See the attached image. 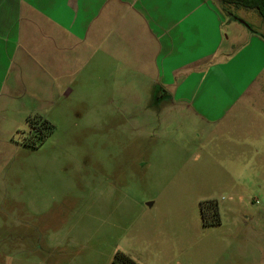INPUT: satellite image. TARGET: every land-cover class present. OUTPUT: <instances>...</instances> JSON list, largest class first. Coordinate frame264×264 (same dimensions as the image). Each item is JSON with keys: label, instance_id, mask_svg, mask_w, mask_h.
<instances>
[{"label": "rangeland", "instance_id": "obj_1", "mask_svg": "<svg viewBox=\"0 0 264 264\" xmlns=\"http://www.w3.org/2000/svg\"><path fill=\"white\" fill-rule=\"evenodd\" d=\"M221 11L264 33L255 9ZM156 91L102 110L73 98L36 147L22 144L20 120L0 146V264H110L117 250L140 264L260 262L264 208L252 199L264 198V160L235 184L207 124ZM209 199L223 209L218 225L202 221Z\"/></svg>", "mask_w": 264, "mask_h": 264}, {"label": "crops", "instance_id": "obj_2", "mask_svg": "<svg viewBox=\"0 0 264 264\" xmlns=\"http://www.w3.org/2000/svg\"><path fill=\"white\" fill-rule=\"evenodd\" d=\"M227 5L0 0V146L20 120L40 114L54 122L73 98L102 110L160 97L161 89L167 104L207 124L212 150L225 154L231 181L243 183L237 170L264 160V33L224 14ZM260 200L252 199L264 208ZM234 206L223 208L238 214Z\"/></svg>", "mask_w": 264, "mask_h": 264}, {"label": "trees", "instance_id": "obj_3", "mask_svg": "<svg viewBox=\"0 0 264 264\" xmlns=\"http://www.w3.org/2000/svg\"><path fill=\"white\" fill-rule=\"evenodd\" d=\"M224 4L232 5L236 8L244 7L255 9L264 20V0H221ZM234 19H239L233 15ZM246 25L251 27L250 24L244 21ZM27 121L30 125L29 131L22 135L21 142L25 146L36 147L50 133L54 130V123L43 117L40 114L29 115ZM200 211L202 221L205 225H218L221 223V216L219 211L218 202L214 199L204 200L200 202ZM110 264H140L131 255L122 250H117L114 253Z\"/></svg>", "mask_w": 264, "mask_h": 264}, {"label": "water", "instance_id": "obj_4", "mask_svg": "<svg viewBox=\"0 0 264 264\" xmlns=\"http://www.w3.org/2000/svg\"><path fill=\"white\" fill-rule=\"evenodd\" d=\"M244 23V21H242Z\"/></svg>", "mask_w": 264, "mask_h": 264}]
</instances>
